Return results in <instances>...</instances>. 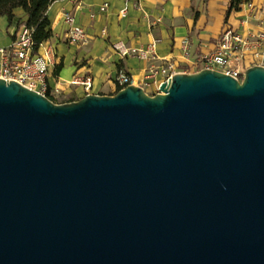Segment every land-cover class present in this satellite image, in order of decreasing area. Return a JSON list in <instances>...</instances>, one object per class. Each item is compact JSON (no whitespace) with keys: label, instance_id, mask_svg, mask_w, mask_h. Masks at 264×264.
I'll list each match as a JSON object with an SVG mask.
<instances>
[{"label":"water","instance_id":"1","mask_svg":"<svg viewBox=\"0 0 264 264\" xmlns=\"http://www.w3.org/2000/svg\"><path fill=\"white\" fill-rule=\"evenodd\" d=\"M0 264H264V66L64 104L0 79Z\"/></svg>","mask_w":264,"mask_h":264},{"label":"crops","instance_id":"2","mask_svg":"<svg viewBox=\"0 0 264 264\" xmlns=\"http://www.w3.org/2000/svg\"><path fill=\"white\" fill-rule=\"evenodd\" d=\"M232 0H55L48 17L53 37L46 42L54 49L55 63L49 69L48 84L51 96H67L74 102L86 96L81 86H68L74 78L93 77L91 94L113 96L117 93L116 79L120 73L131 76L134 84L147 94L159 93L165 78L150 74L151 62L137 56L122 58L113 50L115 43H125L135 49H148L156 42L160 67L173 63L177 73H196L194 64L205 54L213 53L226 28L252 35L264 32V0H250L233 10L227 17ZM107 5L105 11L102 7ZM15 15L24 18L22 10ZM65 15L74 18L90 37L85 46L67 41L70 25ZM125 15V16H124ZM16 25H9L7 17L0 18V47L11 44ZM41 52V50H40ZM248 59L253 54L247 51ZM250 61V60H249ZM259 57L245 69L263 64ZM60 103V104H62Z\"/></svg>","mask_w":264,"mask_h":264},{"label":"built area","instance_id":"3","mask_svg":"<svg viewBox=\"0 0 264 264\" xmlns=\"http://www.w3.org/2000/svg\"><path fill=\"white\" fill-rule=\"evenodd\" d=\"M106 8L107 5L102 7L101 10L105 11ZM65 20L70 25L67 34V41L70 44L85 46L90 43V37L86 31L74 25L73 17L65 15ZM33 34L32 29L22 25L14 34L10 45L0 47V79L15 81L48 98H52L48 84V73L50 67L55 63L54 49L44 43L36 50ZM155 46L156 42L144 50L131 48L125 43L119 42L113 45V50L122 58L137 56L150 61V74L160 73L167 81L177 74L175 65L166 63L160 67L155 66L153 63L158 60ZM249 50L253 52L250 59L246 54ZM259 57L264 58V32L247 36L231 28H226L216 45L215 51L202 55L194 66L197 72L202 70L219 71L241 81L246 71V65ZM93 84V77L85 75L74 78L68 83V86H81L84 88L86 95H89L93 90ZM116 84L118 90H122L129 85H135L133 78L124 73L118 75Z\"/></svg>","mask_w":264,"mask_h":264},{"label":"trees","instance_id":"4","mask_svg":"<svg viewBox=\"0 0 264 264\" xmlns=\"http://www.w3.org/2000/svg\"><path fill=\"white\" fill-rule=\"evenodd\" d=\"M55 0H0V18L7 17L9 25H16L19 29L22 25L34 31L33 37L36 50L41 44L48 42L53 37L51 21L48 17L50 6ZM250 0H232L227 17L233 10H240L241 5ZM22 10L24 18L15 15L16 10ZM118 90L117 92H119ZM52 101L53 99L50 98Z\"/></svg>","mask_w":264,"mask_h":264},{"label":"rangeland","instance_id":"5","mask_svg":"<svg viewBox=\"0 0 264 264\" xmlns=\"http://www.w3.org/2000/svg\"><path fill=\"white\" fill-rule=\"evenodd\" d=\"M263 64H264V62H263ZM67 100H69V97H67V96H60V97L57 98L58 104H60L62 102H65ZM62 104H64V103H62Z\"/></svg>","mask_w":264,"mask_h":264}]
</instances>
